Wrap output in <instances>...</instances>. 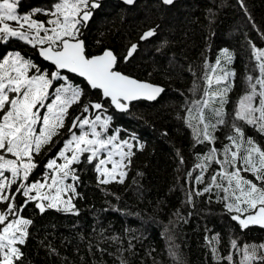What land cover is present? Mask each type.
<instances>
[{
    "label": "trees",
    "instance_id": "obj_1",
    "mask_svg": "<svg viewBox=\"0 0 264 264\" xmlns=\"http://www.w3.org/2000/svg\"><path fill=\"white\" fill-rule=\"evenodd\" d=\"M53 1L18 0L17 14H31L39 7L48 9ZM98 2L101 6L92 9V17L81 29L80 38L87 51L93 55L111 49L119 59V71L160 84L164 90L153 102L137 100L126 111L117 112L83 79L62 72L83 89L82 102L68 109L65 127L53 138L55 143L44 146L42 154L35 158L38 166L29 180L18 179L5 189V194L15 195V203L23 204L26 198L15 188L20 183L43 182L49 159L63 163L58 153L71 138L68 128L79 116L90 120L96 115L102 119L111 117L103 135L129 140L134 155L123 169V183L113 180L100 184V173L95 168L99 160L88 163V153L80 163L73 164L79 179L65 181L72 183L78 193L72 198L73 212L46 209L41 213L35 201L25 205L19 215L31 219L32 224L27 228L25 244L18 245L24 255L17 264H238L235 248L248 243L264 244V227L242 228L232 219L237 213L227 209L226 204L232 201L224 199L231 193L223 191L229 187L228 181L217 177L216 184L212 183V176L221 165L203 161L202 157L215 148L216 159L225 158L224 148L231 146L227 137L236 135L233 125L241 127L246 139L251 138L264 149V133L235 119L240 98L250 93V84L260 78L261 61L253 54V45L264 50V0H243V7L240 0H175L171 5H163L161 0H135L132 5L122 0ZM36 16L37 11L33 16L37 20ZM149 29H154L155 34L141 40ZM132 44H137V50L125 61ZM223 49L231 54V63L222 61L217 66ZM11 52H20L45 71L54 70L26 41L0 40V59ZM222 69L234 75L216 84L215 78L222 74ZM206 76L213 77L211 93L230 85L228 102L223 106L226 122L209 130L215 137L211 142L203 140V125L198 120H191L193 127L188 122V109L193 108L194 102L209 98L204 92L208 87ZM248 77H252L251 82ZM53 84L58 86L56 81ZM256 90L259 92V85ZM49 91L54 92V88ZM90 101L101 102L104 108L83 112L84 104ZM253 105L259 106V96L254 98ZM211 107L220 108L218 99ZM204 114L211 123L216 122L209 109ZM194 127L201 129L199 139L203 142L197 143ZM72 131L78 135L80 128ZM7 158L13 159L9 155ZM100 158H106V153H101ZM202 163L203 171L197 167ZM105 167L111 169L112 165ZM241 175L260 184L249 172ZM4 176L12 179L10 172ZM196 177H201L199 182ZM205 188L211 190L205 192ZM8 202L0 203V211H6ZM250 264L262 262L253 260Z\"/></svg>",
    "mask_w": 264,
    "mask_h": 264
},
{
    "label": "snow or ice",
    "instance_id": "obj_2",
    "mask_svg": "<svg viewBox=\"0 0 264 264\" xmlns=\"http://www.w3.org/2000/svg\"><path fill=\"white\" fill-rule=\"evenodd\" d=\"M123 2L132 5L135 0ZM173 2L174 0H161L163 5H171ZM240 3L243 7V0H240ZM17 4L18 0L0 2V40L17 38L32 44L33 47L47 45L40 47L39 55L50 61L54 70L45 71L31 60L25 59L20 52L9 53L0 59V203L12 201L6 203V211H0V264H17L24 255L18 245L25 244L27 228L32 224V220L22 217L19 213L29 202L35 201V206L41 213L46 209L75 211L72 198L78 193L72 183L65 181L69 178L78 181L79 177L72 165L80 163L85 153H88L86 156L88 163L99 160L95 168L100 173L98 176L100 184H108L113 180L123 183L126 176L123 169L128 167L134 155L132 152L134 146L129 140H119L117 135L106 137L103 135L109 127L111 117L102 119L101 115H96L94 120H90L85 116H79L73 120L72 127L68 128L71 138L63 143V148L58 153V158L62 159L63 163H57V159H49L45 165L49 171L43 177V182L20 183L15 188L16 193H21L26 198L23 204L15 203V195L5 194V189L16 184L18 179L25 182L29 180L30 174L38 166L35 158L42 154L44 146L55 143L53 138L59 136L60 129L65 127L64 120L68 109L73 104L82 102L83 89L73 84L70 77L62 75V72L66 71L83 78L91 89L99 90L102 98H109L121 111L127 110L128 101L141 98L154 100L164 90L119 71V59L112 50L105 49L99 55H92L87 51L85 41L80 38L81 29L92 17L91 10L101 6L98 0H58L54 5V11L46 13L52 17L46 22L34 19L35 13L18 15ZM9 21L15 22L16 26L9 24ZM45 24L51 27H46ZM154 34L155 30L149 29L143 33L141 40L148 39ZM136 50L137 44H132L124 60L128 61ZM253 54L261 61L260 78L256 79L255 84H250L251 92L240 98L235 119L243 120L264 133V60L261 59L264 58V50H257L253 45ZM231 60L229 51L223 49L216 64L220 66L222 61L231 63ZM212 71L215 73L216 68ZM221 71L222 74L215 78L216 84L234 75L223 69ZM205 79L208 87L204 92L209 98L194 102L193 108L188 109V122L189 126L193 127L191 120H198V123L203 125V140L211 142L215 137L209 130H215L218 125L226 122L223 106L228 102L226 96L230 85L211 93L213 77L206 76ZM248 80L251 82L252 77H248ZM54 81L58 86L53 84ZM61 81L63 83H60ZM256 85H259V92ZM52 88L54 92L49 91ZM257 96L258 107L253 105V100ZM217 99L220 108H212L211 104ZM90 108L101 110L104 105L101 102L90 101L84 104L83 112L87 113ZM41 109L46 111L41 112ZM205 109L212 112L215 123H211L205 116ZM256 113L259 115L256 116ZM76 127L80 128L78 135L72 131ZM233 130L236 135L227 137L231 141V146H225L223 160L216 159L215 148L202 157V160L221 165L220 171L212 176V183L216 184L217 177L228 181L229 187H225L223 191L226 194L231 193L225 195L224 199L232 201L226 204L227 209L237 213L232 219L238 221L242 228L249 225L264 227V149L257 146L251 138L246 139L241 127L233 125ZM194 132L197 143L203 142L199 139L201 129L194 127ZM233 147L235 151L231 150ZM101 153H106V158H100ZM7 155L14 159L7 158ZM115 156L119 159H114ZM107 164L112 165L111 169L105 167ZM197 167L203 171L205 165L202 163ZM229 168L233 170L229 171ZM5 172L11 173V180L4 176ZM241 172L251 173L260 184L247 179ZM196 179L199 182L201 177ZM210 190L204 189L205 192ZM33 192L35 195H32ZM65 196L68 198L64 199ZM245 213L248 214L244 216ZM232 246L234 248L237 246L235 241L232 242ZM258 247L264 249V244ZM228 259L231 261V256ZM256 259L264 264V256H256V246H253L252 252H249L246 246L241 264H250Z\"/></svg>",
    "mask_w": 264,
    "mask_h": 264
},
{
    "label": "rangeland",
    "instance_id": "obj_3",
    "mask_svg": "<svg viewBox=\"0 0 264 264\" xmlns=\"http://www.w3.org/2000/svg\"><path fill=\"white\" fill-rule=\"evenodd\" d=\"M0 2H2V0H0ZM58 2V0H54L53 1V3L48 7V9H45V8H41V7H39V8H37V9H35V10H33V11H31V13H35L37 10H39V11H37V13H38V16H36L37 17V20L38 21H44V22H46L48 19H51L52 17H50L49 15H47L46 13H48V12H50V11H54V5H55V3H57ZM29 14V13H28ZM28 14H23V15H28ZM19 15H21V14H19ZM23 15H21V16H23ZM9 24H11L12 26H16L15 25V22H12V21H9L8 22ZM45 26L46 27H51V25H47V24H45ZM40 35L42 36L43 35V32H41L40 33ZM31 46H33L32 44H30ZM37 46H40V45H37ZM36 46V47H37ZM35 48V47H34ZM11 53H15V52H11ZM9 54V53H8ZM8 54H6V55H8ZM5 55V56H6ZM32 71H34V70H32ZM239 104V103H238ZM237 108H238V105H237ZM46 111V109H42L41 110V112H45ZM37 127H39V125H37ZM85 130H87V127L85 128ZM10 156V155H9ZM13 159H14V157H13ZM65 199V198H64ZM260 245H262V244H260ZM247 246V249H248V251L249 252H252L253 251V246H256V256L257 257H260V256H263V253H264V249H260L258 246H259V244H254V243H248V244H245V245H243L240 249L239 248H235V250H236V253L238 254V264H241V261L243 260V257H244V249H245V247ZM256 260H259V259H256ZM253 261V260H252ZM251 263V262H250Z\"/></svg>",
    "mask_w": 264,
    "mask_h": 264
},
{
    "label": "water",
    "instance_id": "obj_4",
    "mask_svg": "<svg viewBox=\"0 0 264 264\" xmlns=\"http://www.w3.org/2000/svg\"><path fill=\"white\" fill-rule=\"evenodd\" d=\"M123 1V0H122ZM175 1V0H174ZM128 5V4H127ZM82 39V38H81ZM40 47H47V45H43V46H37V47H35V49H36V53H37V55L39 56V58H41L43 61H45V62H47V63H49L50 65H52L51 64V62L50 61H46V60H44L43 59V57L42 56H40L39 55V49H40ZM105 50V49H104ZM104 50H102L100 53H97V54H93V55H99V54H101ZM111 50V49H110ZM114 53V52H113ZM53 66V65H52ZM54 67V66H53ZM65 73H68V72H66V71H64ZM69 74H72V75H75V74H73V73H69ZM124 74V73H123ZM127 75V74H126ZM75 76H77V75H75ZM129 77H131V78H134V79H136V80H138V81H142V82H147V83H150V84H152V85H156V86H159V87H161V88H163L164 89V87L162 86V85H160V84H156V83H152V82H150V81H147V80H142V79H137V78H135V77H133V76H130V75H128ZM78 77V76H77ZM79 78H81V77H79ZM81 79H83V78H81ZM84 80V79H83ZM85 81V80H84ZM85 83L87 84V82L85 81ZM90 89H91V87L90 86H88ZM99 91V90H98ZM100 92V91H99ZM163 92V91H162ZM161 92V93H162ZM161 93L159 94V95H161ZM100 95H101V98H102V94L100 93ZM159 95L156 97V99L159 97ZM102 99H107L108 101H109V104L111 105V107L115 110V111H117V112H123V111H121V110H119V109H117L116 107H115V105H113L112 103H111V100L109 99V98H102ZM156 99H154V100H148V99H143V98H141V99H137V100H144V101H147V102H153V101H155ZM137 100H132V101H128V102H126L127 104H128V108L127 109H129V104L130 103H132V102H134V101H137Z\"/></svg>",
    "mask_w": 264,
    "mask_h": 264
},
{
    "label": "flooded vegetation",
    "instance_id": "obj_5",
    "mask_svg": "<svg viewBox=\"0 0 264 264\" xmlns=\"http://www.w3.org/2000/svg\"><path fill=\"white\" fill-rule=\"evenodd\" d=\"M92 11V10H91Z\"/></svg>",
    "mask_w": 264,
    "mask_h": 264
}]
</instances>
